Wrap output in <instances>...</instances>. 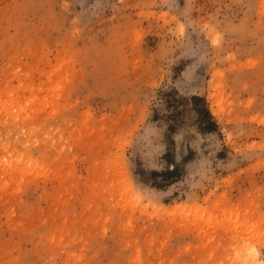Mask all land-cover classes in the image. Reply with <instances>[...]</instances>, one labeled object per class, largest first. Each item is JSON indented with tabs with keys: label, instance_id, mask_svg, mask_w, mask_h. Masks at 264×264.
I'll list each match as a JSON object with an SVG mask.
<instances>
[{
	"label": "rangeland",
	"instance_id": "rangeland-1",
	"mask_svg": "<svg viewBox=\"0 0 264 264\" xmlns=\"http://www.w3.org/2000/svg\"><path fill=\"white\" fill-rule=\"evenodd\" d=\"M254 256L264 0H0V264Z\"/></svg>",
	"mask_w": 264,
	"mask_h": 264
},
{
	"label": "trees",
	"instance_id": "trees-1",
	"mask_svg": "<svg viewBox=\"0 0 264 264\" xmlns=\"http://www.w3.org/2000/svg\"><path fill=\"white\" fill-rule=\"evenodd\" d=\"M200 116L202 122L205 124V127H203L205 130H212V126H214V123H212V117L209 115L206 106L203 107V109L200 111Z\"/></svg>",
	"mask_w": 264,
	"mask_h": 264
},
{
	"label": "bare ground",
	"instance_id": "bare-ground-1",
	"mask_svg": "<svg viewBox=\"0 0 264 264\" xmlns=\"http://www.w3.org/2000/svg\"><path fill=\"white\" fill-rule=\"evenodd\" d=\"M248 258H249V256H248ZM256 260H257V257L254 256L252 259L247 260V261H252V263L254 264V263L256 262ZM256 263H257V262H256ZM260 264H261V263H260Z\"/></svg>",
	"mask_w": 264,
	"mask_h": 264
}]
</instances>
